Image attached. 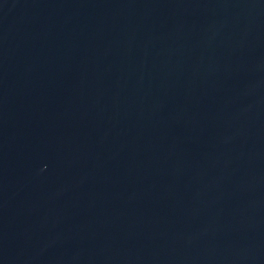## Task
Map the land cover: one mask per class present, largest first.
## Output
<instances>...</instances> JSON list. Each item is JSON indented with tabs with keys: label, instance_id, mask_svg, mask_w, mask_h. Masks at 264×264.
<instances>
[{
	"label": "water",
	"instance_id": "water-1",
	"mask_svg": "<svg viewBox=\"0 0 264 264\" xmlns=\"http://www.w3.org/2000/svg\"><path fill=\"white\" fill-rule=\"evenodd\" d=\"M0 264H264V0H0Z\"/></svg>",
	"mask_w": 264,
	"mask_h": 264
}]
</instances>
